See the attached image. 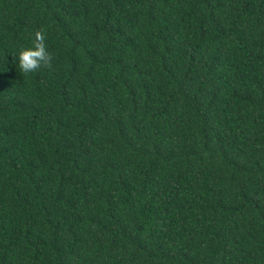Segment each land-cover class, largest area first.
I'll list each match as a JSON object with an SVG mask.
<instances>
[{
  "label": "trees",
  "instance_id": "obj_1",
  "mask_svg": "<svg viewBox=\"0 0 264 264\" xmlns=\"http://www.w3.org/2000/svg\"><path fill=\"white\" fill-rule=\"evenodd\" d=\"M0 264H264V0H0Z\"/></svg>",
  "mask_w": 264,
  "mask_h": 264
},
{
  "label": "clouds",
  "instance_id": "obj_2",
  "mask_svg": "<svg viewBox=\"0 0 264 264\" xmlns=\"http://www.w3.org/2000/svg\"><path fill=\"white\" fill-rule=\"evenodd\" d=\"M44 41V36L41 33H36V40L34 41V46L30 48H25L19 52L18 61L19 67L22 72L28 73L35 71L41 66V63H49L50 55L45 56L46 47L42 43Z\"/></svg>",
  "mask_w": 264,
  "mask_h": 264
}]
</instances>
